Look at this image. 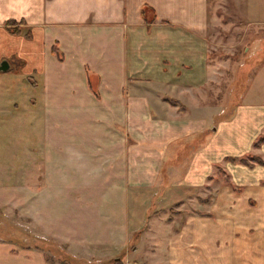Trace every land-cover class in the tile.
Masks as SVG:
<instances>
[{"label":"crops","instance_id":"1","mask_svg":"<svg viewBox=\"0 0 264 264\" xmlns=\"http://www.w3.org/2000/svg\"><path fill=\"white\" fill-rule=\"evenodd\" d=\"M209 34V0H0V64L22 76L9 105L0 83V264H59L45 241L72 264L119 263L145 226L132 264H264V166L227 161L264 160V102L217 122L198 101ZM204 186L211 217L152 229Z\"/></svg>","mask_w":264,"mask_h":264},{"label":"rangeland","instance_id":"2","mask_svg":"<svg viewBox=\"0 0 264 264\" xmlns=\"http://www.w3.org/2000/svg\"><path fill=\"white\" fill-rule=\"evenodd\" d=\"M209 4V38L213 53L212 79L203 92L199 93L198 101L202 105L212 104L222 108L224 113L221 117H227L232 115L233 110L236 114V108L241 103L246 105L264 102V0H209ZM21 78L17 66H12L7 73H0V83L4 85L3 95H0L2 103L9 105L17 100L16 92L21 87ZM5 87L9 89L6 90ZM215 165H217L215 170L223 166V164ZM179 180L180 177L177 176V181ZM221 181L223 176L219 174L214 179L216 183L214 186L217 187ZM170 185L173 183L170 182ZM208 188V186L199 188L197 196L190 200L191 202L185 201L184 205L177 204L165 210H153L148 216V221L156 218L162 226L158 224L152 229L155 231L157 229L159 232L168 229L166 233H159L165 236L171 233L168 225L173 221H176L174 230H177L191 216L196 217L201 211H206L204 206L206 204L198 201V198L210 197L213 201L217 197V192L214 190L209 192ZM171 210L179 213L173 214V221L169 222ZM146 229L148 228L145 226L142 231L132 236L127 250L119 255L122 259L119 263L111 261L102 264H127L125 261L127 255L130 256L128 264H132L133 260L142 261L141 255L134 256V249L140 245L139 237ZM45 242L48 243L47 248L54 253L59 264H62L61 262L72 264L69 258L64 257L65 248L51 241ZM157 259L163 260L162 257Z\"/></svg>","mask_w":264,"mask_h":264},{"label":"trees","instance_id":"3","mask_svg":"<svg viewBox=\"0 0 264 264\" xmlns=\"http://www.w3.org/2000/svg\"><path fill=\"white\" fill-rule=\"evenodd\" d=\"M25 22H20V23H17L15 21H9L7 22L6 24V27L8 28L9 32H11L13 35L15 36H21L22 35V31L20 30L19 26L18 25H23ZM24 37L26 39H30V35L29 34H25ZM54 53L55 54H59V49L58 47H56L54 49ZM165 100L167 102H169L172 106H175V107H179L180 110L182 112L186 111V107L181 104V102L177 101V100H174V99H171V98H165ZM235 115V111L233 110V113L232 115L230 116H222L220 118L217 119V122L219 120L221 121H230L233 119ZM264 145V133L256 140V142L254 143V146L255 148H261L262 146ZM227 161L229 163H232V164H236V165H244V166H247V167H251L253 168L254 166L256 165H263L264 166V160L261 158V157H258V156H246L244 158H229L227 159ZM218 174H223V170L221 168H219V171H218ZM225 181L229 182V178L226 177L225 178ZM203 204H210L212 202V198L208 197V198H204V199H199ZM172 211V210H171ZM176 213H179V212H175V211H172L171 212V218H169V222H172L173 221V214H176ZM199 216L201 217H211L210 214H207V213H198Z\"/></svg>","mask_w":264,"mask_h":264},{"label":"water","instance_id":"4","mask_svg":"<svg viewBox=\"0 0 264 264\" xmlns=\"http://www.w3.org/2000/svg\"><path fill=\"white\" fill-rule=\"evenodd\" d=\"M11 70V65L8 61H3L0 64V73H7Z\"/></svg>","mask_w":264,"mask_h":264}]
</instances>
